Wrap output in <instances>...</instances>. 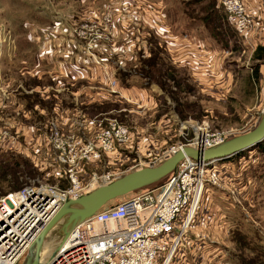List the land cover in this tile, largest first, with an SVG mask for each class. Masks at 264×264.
Masks as SVG:
<instances>
[{"label":"rangeland","instance_id":"374dc122","mask_svg":"<svg viewBox=\"0 0 264 264\" xmlns=\"http://www.w3.org/2000/svg\"><path fill=\"white\" fill-rule=\"evenodd\" d=\"M172 1L170 9L177 11L179 21L180 0ZM223 29L232 37L229 23L224 22ZM158 41L152 38V0H0V195L29 182L63 188L70 169L86 178L90 192L149 166L151 160L159 158L160 163L172 147L192 139L191 126L202 121L224 131L226 139L255 127L264 102L253 113L228 96L214 118L190 120L182 117L183 104L176 101L180 119L171 111L164 118L158 113L160 120L152 107H141L126 96L124 89L129 88L146 89L152 96V64L170 68ZM184 105L189 107L188 102ZM158 120L160 131L154 124ZM114 122L127 128L128 141L99 159L90 155L74 166L63 161L61 156L79 154L98 131ZM229 159L231 165L223 166L220 175L224 180L225 174L233 173L240 181L239 204L232 206L227 197L218 196L214 203L235 227L229 233L214 232L213 238L227 253L228 264H264V152L255 148ZM220 189L234 190L225 182ZM62 237V232L53 230L44 260Z\"/></svg>","mask_w":264,"mask_h":264},{"label":"built area","instance_id":"2783aa9c","mask_svg":"<svg viewBox=\"0 0 264 264\" xmlns=\"http://www.w3.org/2000/svg\"><path fill=\"white\" fill-rule=\"evenodd\" d=\"M222 8L235 34L248 40L253 23L247 3L222 0ZM191 128L193 138L182 145L205 149L226 140L224 131L211 129L205 121ZM129 137L127 128L114 122L98 131L79 154L61 158L72 166L90 155L99 159ZM182 145L172 147L168 156ZM158 159L149 166L159 164ZM230 163V159L211 162L184 157L161 183L106 204L75 224L45 264H228L227 253L213 233H229L235 225L214 203L213 189L232 206L239 204L240 181L233 173L225 174L224 180L220 175ZM67 176L63 188L29 182L0 195V264H19L61 204L89 191L86 178L77 171L70 169ZM222 182L234 190L220 189Z\"/></svg>","mask_w":264,"mask_h":264},{"label":"crops","instance_id":"0c3cea01","mask_svg":"<svg viewBox=\"0 0 264 264\" xmlns=\"http://www.w3.org/2000/svg\"><path fill=\"white\" fill-rule=\"evenodd\" d=\"M244 1L253 23L248 40L232 29L231 37L223 29L227 19L222 0H180L179 21L177 11L175 14L170 9L174 7L172 0H152V38L159 40L160 53L171 66L152 64V96L146 89L135 88L124 89V94L141 107H152L160 120L171 111L180 119L176 101L183 104L182 117L190 120L214 118L228 102V96L243 109L253 113L260 110L264 102V0ZM85 82L88 88L90 83ZM154 124L160 131L161 121ZM214 193L217 201L220 196Z\"/></svg>","mask_w":264,"mask_h":264},{"label":"water","instance_id":"95a60500","mask_svg":"<svg viewBox=\"0 0 264 264\" xmlns=\"http://www.w3.org/2000/svg\"><path fill=\"white\" fill-rule=\"evenodd\" d=\"M263 139L264 110L255 127L247 132L235 135L210 148L198 149L182 145L157 165L132 170L108 183L97 186L76 199H68L61 204L40 231L29 246L20 264H40L41 253L45 251L43 250V244L47 245V239L54 229L62 232V239H64L75 224L92 216L109 202L165 178L175 170L177 163L184 157L204 159L211 162L223 161L242 151L253 149Z\"/></svg>","mask_w":264,"mask_h":264},{"label":"trees","instance_id":"16d2710c","mask_svg":"<svg viewBox=\"0 0 264 264\" xmlns=\"http://www.w3.org/2000/svg\"><path fill=\"white\" fill-rule=\"evenodd\" d=\"M224 11V10H223ZM225 13V12H224ZM225 16H226V14H225ZM231 27V26H230ZM259 149L260 151H262V152H264V139L260 142V143H258L253 149Z\"/></svg>","mask_w":264,"mask_h":264},{"label":"bare ground","instance_id":"6f19581e","mask_svg":"<svg viewBox=\"0 0 264 264\" xmlns=\"http://www.w3.org/2000/svg\"><path fill=\"white\" fill-rule=\"evenodd\" d=\"M72 199H76V198H72ZM69 233V232H68ZM44 248V249H43ZM43 250H45V244H43ZM49 259H47V260H44V251H42V253H41V261H40V264H45L47 261H48Z\"/></svg>","mask_w":264,"mask_h":264}]
</instances>
